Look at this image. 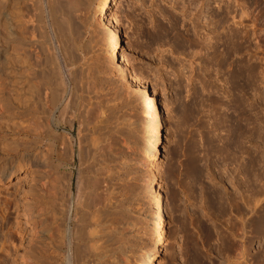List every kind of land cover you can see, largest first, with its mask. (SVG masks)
Masks as SVG:
<instances>
[{"label":"rangeland","instance_id":"obj_1","mask_svg":"<svg viewBox=\"0 0 264 264\" xmlns=\"http://www.w3.org/2000/svg\"><path fill=\"white\" fill-rule=\"evenodd\" d=\"M98 1L92 0V28H84L88 33L79 43L78 56L82 54L81 63L96 80L100 99L92 101L100 108L95 103L91 123L81 127L76 119L73 130L61 124L58 132L68 137L59 145L66 171H74V188L79 141L88 137L87 145L98 152L105 146L97 158L102 157L98 161L108 172L103 177L116 193L110 211L122 234H116L120 240L110 248L117 250L108 253L104 264H142L155 251L154 264H231L234 245L245 248L243 264H264V0H201L195 17L185 16L170 0H118L109 10L130 70L156 97L166 120L158 160L166 205L160 227L144 189L145 150L156 138L159 120L154 107L134 89L131 75L113 62L118 38L95 11ZM3 11L0 0V54ZM185 27L194 32L192 41L185 38ZM88 41L92 45L84 50ZM239 65L240 83L235 77ZM1 104L0 138L21 140L25 135L15 104ZM45 141L26 153L23 162L14 151L7 155L14 174L0 181V213L14 192L19 207L6 210L7 221L0 217V264H35L32 258L44 253L41 241L46 237L37 230L45 223L46 195L32 178L53 177L59 152ZM22 174L26 179L16 184ZM16 220L22 234L10 236ZM237 227L242 231L237 233Z\"/></svg>","mask_w":264,"mask_h":264},{"label":"bare ground","instance_id":"obj_2","mask_svg":"<svg viewBox=\"0 0 264 264\" xmlns=\"http://www.w3.org/2000/svg\"><path fill=\"white\" fill-rule=\"evenodd\" d=\"M2 1L4 11L1 39L2 53L0 54V76L2 79L0 94H3L2 100H4H1V103L4 102L7 106L9 102L12 103V106L15 104L20 132L25 136L21 137V140H16V142L11 139L13 140L12 142L7 136L0 138V181L14 174L13 168L11 169V157L7 156L11 151H14L15 155L19 154L21 157L20 162H23L25 161L26 153L31 152L34 149L33 147L42 142V140H46L45 142L51 151H56L58 148V162L52 165L55 171L53 177H50L49 180L43 178L42 175L37 179L35 177L32 178L35 182L34 185L38 184L40 190L45 193L47 206L44 226L42 225L37 230L44 238L46 237V242L41 239V242L45 243V245H41H44V253L42 248L40 250L42 252L38 253L37 257H33L32 261L35 264H104V258L110 255L108 253L112 249V252L117 250L113 247L110 248L111 245L114 246L115 242L117 244L120 240L116 239L118 238L117 233L122 234L118 230L119 226H115V217L112 216L110 211L116 193L114 195L113 186L109 185L111 184L108 182L109 178L105 179L103 177L108 172L105 173L106 168H102L104 165L100 166L101 162L99 163V161L102 157L100 159L97 158V154H100V151L105 146L103 148L98 144V146L100 145L99 149L102 147L98 152L93 145L92 148H90L91 144L87 145L88 137L85 136L87 140L83 137L79 141L80 150L78 157L80 159V168L76 179L77 187L74 188V171L71 169L68 172L66 171V165L64 164L65 154L63 150L60 152L59 145L68 137H66L67 134L63 136L58 132L61 124L68 125L73 130L76 119L79 120L81 127L87 125L92 119L90 118L92 112L96 110L94 108H100L96 102L97 106L94 103L97 100L96 98L99 97L98 99H100L99 95H97L98 97L96 96L95 90H97V87L95 88L96 85L94 84L96 80H92V78L95 79L91 77L92 74H89L92 72L88 73L89 67L87 69L84 67L85 64L83 66L81 63L85 58H80L82 54L78 56L79 43L82 41V37L88 33H84V28H92L88 13L93 6V2L92 0ZM170 1H174L173 4L179 7L185 16L189 17H195V12L202 2L201 0ZM117 5L118 0H99L95 11H99L106 18L110 33L118 38L116 42H113L116 48L112 52L113 62L118 64L120 71L125 75H131L134 89L141 94L142 101L154 107L156 118L159 120L156 138L152 141V145L145 150L148 154L146 161L148 168L145 174L144 189L146 195L154 203V215L157 218L156 225L160 227L163 225V214L166 205L160 188L162 170L158 160L162 154L161 145L164 141L162 129L166 124V120L161 114V107L156 97L151 94L148 87L142 84V81L128 66L129 62L120 43L121 37L112 28L113 22L116 21L109 16V10ZM176 26H179V23ZM92 31L90 30L89 33H92ZM184 31L186 32L184 34L188 36L184 35L185 38L191 40L190 34L192 31L188 27L187 29L185 27ZM88 42L83 44L82 48L84 50L90 49V42ZM235 73V77L240 83L243 77L240 65ZM93 99L95 100L92 101ZM1 103L0 106H2ZM58 110L61 118H63L62 120H60V116L56 117ZM97 110L99 111V109ZM1 117L3 118L4 116L0 115V119ZM1 129L3 128L0 122V132ZM72 152V155L75 156L74 150ZM32 161L33 158L27 163H32ZM102 164L105 163L102 162ZM36 166L41 167L39 162ZM109 175H111L110 172ZM20 176H23V174L17 177L19 179L16 184L24 181L27 177ZM17 193L14 192V194L12 193L13 195L10 194L11 196L5 199L0 213L2 220H8L6 210L11 206L18 210ZM34 196L31 197L34 198ZM31 208L33 209V207ZM240 229L242 228L237 227L238 231L236 232L238 233ZM17 233L19 235L22 234V227L19 221L11 223L9 235L13 236V234ZM234 247H236V256L231 261V264H243L245 257L244 246L234 245ZM156 255L157 251L153 253V256L143 260L142 264H154Z\"/></svg>","mask_w":264,"mask_h":264}]
</instances>
